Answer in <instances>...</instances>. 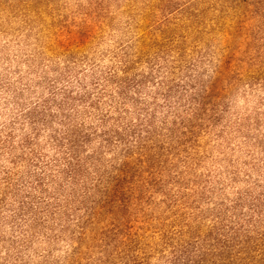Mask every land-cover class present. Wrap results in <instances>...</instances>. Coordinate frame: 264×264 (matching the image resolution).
<instances>
[{
  "label": "clouds",
  "instance_id": "1",
  "mask_svg": "<svg viewBox=\"0 0 264 264\" xmlns=\"http://www.w3.org/2000/svg\"><path fill=\"white\" fill-rule=\"evenodd\" d=\"M0 198V264H264V0H0Z\"/></svg>",
  "mask_w": 264,
  "mask_h": 264
},
{
  "label": "trees",
  "instance_id": "2",
  "mask_svg": "<svg viewBox=\"0 0 264 264\" xmlns=\"http://www.w3.org/2000/svg\"><path fill=\"white\" fill-rule=\"evenodd\" d=\"M212 175L211 172L207 173V177H210ZM228 184L231 186L226 189L225 194V200L221 201V203L226 204V208L229 212L232 213L233 216L239 217L240 219H243L245 216V209L249 213H254L256 216L259 215V205L256 202H252L255 204V207L250 206V203L248 201H245L242 197L236 195V193H239L243 184H242V177L241 176H235L230 177L227 181ZM4 199L6 198H0V205L3 206ZM253 216H248V220H253Z\"/></svg>",
  "mask_w": 264,
  "mask_h": 264
},
{
  "label": "rangeland",
  "instance_id": "3",
  "mask_svg": "<svg viewBox=\"0 0 264 264\" xmlns=\"http://www.w3.org/2000/svg\"><path fill=\"white\" fill-rule=\"evenodd\" d=\"M178 30V29H177ZM0 207H1V205H0Z\"/></svg>",
  "mask_w": 264,
  "mask_h": 264
}]
</instances>
